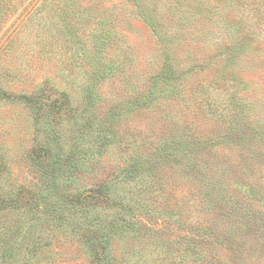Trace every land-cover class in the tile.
I'll return each mask as SVG.
<instances>
[{"label":"rangeland","instance_id":"rangeland-1","mask_svg":"<svg viewBox=\"0 0 264 264\" xmlns=\"http://www.w3.org/2000/svg\"><path fill=\"white\" fill-rule=\"evenodd\" d=\"M0 264H264V0H0Z\"/></svg>","mask_w":264,"mask_h":264},{"label":"trees","instance_id":"trees-1","mask_svg":"<svg viewBox=\"0 0 264 264\" xmlns=\"http://www.w3.org/2000/svg\"><path fill=\"white\" fill-rule=\"evenodd\" d=\"M52 106V108H53V106H54V103H52L51 104ZM62 105L69 111V112H71V107L68 105V104H66V102L65 103H62ZM63 150H64V148H62ZM61 150H59V152H60ZM61 153V152H60ZM60 155V154H59ZM96 195H98V194H96ZM93 197H97V196H93ZM67 202L69 203V204H71V205H76L77 203H79L80 201L79 200H77V198H75V197H69L68 199H67ZM32 207H35L34 206V204L32 205ZM36 207H39V204L38 205H36ZM99 257V258H98ZM98 257H96V260L98 261V262H101L100 261V255L98 256Z\"/></svg>","mask_w":264,"mask_h":264}]
</instances>
